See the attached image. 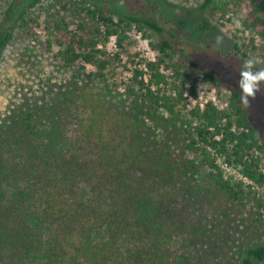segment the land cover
<instances>
[{"label":"trees","instance_id":"trees-1","mask_svg":"<svg viewBox=\"0 0 264 264\" xmlns=\"http://www.w3.org/2000/svg\"><path fill=\"white\" fill-rule=\"evenodd\" d=\"M100 2L0 0V71L16 27L31 38L39 29L35 93H47L19 88L0 110V262L264 264V136L238 90L189 55L174 59L170 40L150 41L154 59L132 50V31L163 26ZM228 5L232 48L264 54V0L200 9ZM120 66L129 77L115 82ZM200 76L228 92L224 107L197 101ZM180 181L197 187L188 211L157 193ZM233 224L240 235L229 242Z\"/></svg>","mask_w":264,"mask_h":264},{"label":"rangeland","instance_id":"rangeland-1","mask_svg":"<svg viewBox=\"0 0 264 264\" xmlns=\"http://www.w3.org/2000/svg\"><path fill=\"white\" fill-rule=\"evenodd\" d=\"M89 1L101 3L100 0ZM203 1L107 0L104 4L107 8L121 14L137 13L158 20L163 26L164 31L161 35L150 32L151 36H148L147 32L132 31L130 33L133 39L132 50H138L141 55L154 59L157 51L150 44V41L160 43L163 40H170L175 50L174 59L184 62L185 56L189 55L191 62L198 68L212 70L222 81L236 88L240 66L245 61L252 60L257 69H264V54L259 51H247L243 47V50L245 49L248 53V57H244L242 53L234 50L231 45L236 41L233 35L237 25V15L233 12L235 8L228 5L223 8L219 7L214 12L213 6H211L202 11L200 5ZM21 8L22 6L17 7L16 14ZM0 18L2 17L0 16ZM229 18L231 20H228ZM203 19L211 21L209 30L206 33L198 27ZM35 33L36 38H31L24 30L17 27L14 30L13 38L5 50L3 70L0 71V110L19 88L23 89L24 92H30L34 97H46L47 93H35V91H39L37 90L39 82L36 81L37 68L45 64V57L39 45V40L42 38L41 32L36 29ZM123 63H126V67L129 66L126 55H123L122 65ZM120 70L121 73H117L115 82H122L123 79L125 81L129 77L127 68L120 66ZM110 82H113V80H110ZM197 84L198 102L203 103L212 100L219 107L226 105L228 92L223 87L211 84L205 76H200ZM113 91H115L113 94L108 91L104 92V94H108V97L101 102L100 109L102 111L106 110L107 102L112 99V95L114 97L122 96L121 93H123L124 88L122 86L118 87L116 83ZM192 103L191 101L190 104ZM244 106L247 108L252 122L264 136V84L261 85L260 91L257 92L255 97L250 98L249 104ZM230 173L236 175L235 171H230ZM156 187L159 197L169 194L171 199L175 198V205L180 211H188L189 197L197 191L195 184L186 181H180L173 185L161 184ZM262 190L264 191V189ZM205 213L206 217L209 218L208 222H210L211 210H206ZM225 231L226 235L230 237L229 242L235 241L240 235L236 224L228 226ZM0 264L6 263L0 262Z\"/></svg>","mask_w":264,"mask_h":264},{"label":"clouds","instance_id":"clouds-1","mask_svg":"<svg viewBox=\"0 0 264 264\" xmlns=\"http://www.w3.org/2000/svg\"><path fill=\"white\" fill-rule=\"evenodd\" d=\"M264 84V69H257L252 60L245 61L239 69V79L236 88L240 95L239 103L248 105L250 98H254Z\"/></svg>","mask_w":264,"mask_h":264}]
</instances>
